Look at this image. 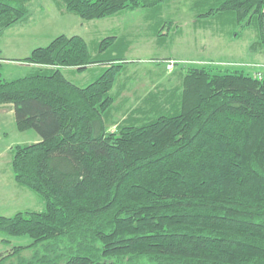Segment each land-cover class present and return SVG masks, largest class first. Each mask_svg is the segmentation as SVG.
<instances>
[{
  "label": "trees",
  "instance_id": "trees-1",
  "mask_svg": "<svg viewBox=\"0 0 264 264\" xmlns=\"http://www.w3.org/2000/svg\"><path fill=\"white\" fill-rule=\"evenodd\" d=\"M31 1L0 0V32ZM52 1L89 20L169 0ZM191 6L205 9L197 17L252 26L250 47L264 55V0ZM118 41L105 36L91 50L59 34L18 59L36 70L11 80L0 72V104L12 106L18 131L39 137L11 148L13 181L44 203L0 214L1 232L30 239L1 252L0 264H264V74L190 65L177 86L148 91L112 121ZM99 64L86 85L63 72Z\"/></svg>",
  "mask_w": 264,
  "mask_h": 264
},
{
  "label": "rangeland",
  "instance_id": "rangeland-1",
  "mask_svg": "<svg viewBox=\"0 0 264 264\" xmlns=\"http://www.w3.org/2000/svg\"><path fill=\"white\" fill-rule=\"evenodd\" d=\"M191 3L192 0H169L154 11L139 7L85 20L59 12L52 0H32L26 17L0 32V72L3 78L11 80L36 70L35 66L20 64L18 58L37 46H45L59 34L80 35L91 50L101 38L116 36L119 41L112 53L123 57L125 62L112 89V93L118 92L111 110L112 121L125 117L148 91L177 86L181 80L178 72L190 65L262 76L264 55L250 47L255 41L254 28L241 29L215 17H197L205 9L193 8ZM160 31L163 34L158 36ZM104 66L99 64L81 73L70 69L63 72L76 84L86 85ZM107 128L113 130L115 125L107 123ZM3 129L6 136L0 143H7L8 150L0 151V208L5 207L0 214L42 210L43 200L29 189L17 186L10 168L11 148L16 143L33 142L30 138L38 135L32 129L18 131L10 123L4 124ZM29 241L27 236H10L0 231V253Z\"/></svg>",
  "mask_w": 264,
  "mask_h": 264
},
{
  "label": "crops",
  "instance_id": "crops-1",
  "mask_svg": "<svg viewBox=\"0 0 264 264\" xmlns=\"http://www.w3.org/2000/svg\"><path fill=\"white\" fill-rule=\"evenodd\" d=\"M0 49L2 51V48L1 47H0ZM28 54H29V52H28ZM28 54H26L25 56H27ZM25 56H23V57H25ZM18 59H21V58H18ZM0 61H1V59H0ZM19 63L20 64H25V65H29V66H34L32 64H28V63H24V62H19ZM11 116L13 117L12 106L10 104H0V125H1V127H0V134H1L0 140L3 139L2 137H5L6 136V132L3 129V125L4 124H7V123H10V125H12V127L15 125L14 121L13 122L11 121ZM13 119H14V117H13ZM30 139H32L33 142L39 140L38 137H35V138H32L31 137ZM16 144H21V143H16ZM1 150H8V144L7 143H0V151ZM0 209H5V207L0 208Z\"/></svg>",
  "mask_w": 264,
  "mask_h": 264
}]
</instances>
